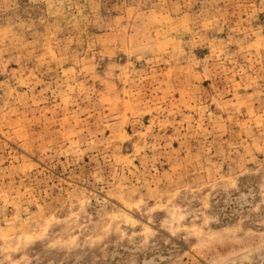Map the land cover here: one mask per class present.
Here are the masks:
<instances>
[{
	"label": "rangeland",
	"instance_id": "rangeland-1",
	"mask_svg": "<svg viewBox=\"0 0 264 264\" xmlns=\"http://www.w3.org/2000/svg\"><path fill=\"white\" fill-rule=\"evenodd\" d=\"M0 264H264V0H0Z\"/></svg>",
	"mask_w": 264,
	"mask_h": 264
}]
</instances>
